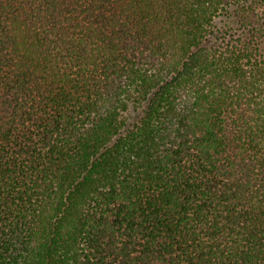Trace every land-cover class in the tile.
<instances>
[{
	"label": "trees",
	"instance_id": "1",
	"mask_svg": "<svg viewBox=\"0 0 264 264\" xmlns=\"http://www.w3.org/2000/svg\"><path fill=\"white\" fill-rule=\"evenodd\" d=\"M0 264H264V0H0Z\"/></svg>",
	"mask_w": 264,
	"mask_h": 264
}]
</instances>
